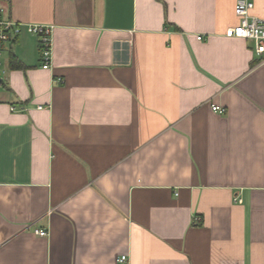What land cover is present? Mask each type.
Segmentation results:
<instances>
[{"label": "crops", "instance_id": "obj_1", "mask_svg": "<svg viewBox=\"0 0 264 264\" xmlns=\"http://www.w3.org/2000/svg\"><path fill=\"white\" fill-rule=\"evenodd\" d=\"M234 4L0 0L52 26L50 69L25 31L2 54L0 264H264V61Z\"/></svg>", "mask_w": 264, "mask_h": 264}, {"label": "built area", "instance_id": "obj_2", "mask_svg": "<svg viewBox=\"0 0 264 264\" xmlns=\"http://www.w3.org/2000/svg\"><path fill=\"white\" fill-rule=\"evenodd\" d=\"M255 9V0H235L234 14L238 18L237 25L226 30V37H235L254 44V53L264 61V18L253 13ZM25 31L27 34L37 37L40 47L41 68L48 70L51 68L52 59V26L39 24H22L4 17L3 9L0 8V65L2 54L7 44L14 41L21 33ZM202 36H198L197 40H202ZM41 109V107H38ZM213 112L223 114L225 109L211 106ZM15 111V109H11ZM236 201L240 202V200ZM195 222H199L200 218L195 217ZM35 234L45 237L46 231H35ZM118 264H130L126 255L117 258Z\"/></svg>", "mask_w": 264, "mask_h": 264}]
</instances>
